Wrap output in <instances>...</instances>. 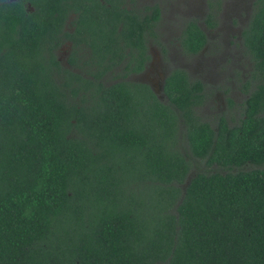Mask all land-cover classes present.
Listing matches in <instances>:
<instances>
[{
  "label": "trees",
  "instance_id": "obj_1",
  "mask_svg": "<svg viewBox=\"0 0 264 264\" xmlns=\"http://www.w3.org/2000/svg\"><path fill=\"white\" fill-rule=\"evenodd\" d=\"M158 20L156 5L118 0H0V264H264V0L240 32L257 83L234 125L200 117L204 86L182 68L163 78L164 100L98 78L110 51L121 74L140 70L148 39L161 46ZM64 39L72 53L88 45L68 62L92 71L59 64ZM206 42L185 20L181 48ZM180 139L226 170L185 182Z\"/></svg>",
  "mask_w": 264,
  "mask_h": 264
},
{
  "label": "rangeland",
  "instance_id": "obj_2",
  "mask_svg": "<svg viewBox=\"0 0 264 264\" xmlns=\"http://www.w3.org/2000/svg\"><path fill=\"white\" fill-rule=\"evenodd\" d=\"M253 0H136L135 4L157 5L159 20L155 25L156 39L164 47L151 39L147 42L151 58L145 78H126L146 83L155 95L164 100L161 92V75L172 67L186 71L189 79L202 82L204 98L196 112L203 120L215 126L217 117L222 116L229 125L237 123L241 115V105L249 91L255 87L253 60L241 42L240 32L246 25ZM210 11L213 25L206 26L203 18ZM195 19L205 33L207 42L197 53H186L178 43L180 29L187 19ZM62 51L61 49L58 51ZM60 54V55H61ZM115 78H105V82ZM180 152L192 161L185 182L196 172H223L226 169L212 165L206 167L202 160L189 158L185 141L179 140ZM254 166H243L249 169ZM235 170V168H232ZM184 184H181L182 187Z\"/></svg>",
  "mask_w": 264,
  "mask_h": 264
},
{
  "label": "flooded vegetation",
  "instance_id": "obj_3",
  "mask_svg": "<svg viewBox=\"0 0 264 264\" xmlns=\"http://www.w3.org/2000/svg\"><path fill=\"white\" fill-rule=\"evenodd\" d=\"M97 1H102V0H97ZM118 1L121 2V3H123V5H125L127 8L129 7V5L133 4L137 9H143V5L137 6L135 4V1L136 0H118ZM65 5L68 7V3L67 2H66ZM152 5H154V4H152ZM156 7L158 8L157 5H156ZM158 10H159V8H158ZM71 17H72V14L69 13L68 16H67V18L68 19H71ZM64 29H66L68 31H72V29L71 28H68L67 25L64 27ZM148 44L146 43V51H145V54H147L148 58H147V60H145L143 62V65H142V67H141L140 70H138V71H128L126 74H121L122 71H123L122 70V67H123L124 63L123 62H120L117 66L111 65V63L113 62V54H112V51H110L109 58L112 57V59L109 60L111 63L108 61V64L110 65V67H109L107 73L102 74L98 78H145L143 76V72L147 69L148 64H149V61H150V58H151L150 50L148 49ZM79 46H82V49L83 50H81V51H78L77 50L78 52L76 51V53H72L71 52V42L68 39H64L61 42L59 48L55 51L56 58H57L59 64L62 67L66 68V69H68L70 71H73V72L82 73V72H85L87 70L92 71V68L91 69H86L87 67H85V68L80 69V68H77V67L72 66L71 63L68 62L69 57L72 58V59H75L76 58V60H77L76 62L79 65V64H81V62H82V60L84 58L89 57V53H90L89 50L90 49H88V45L85 46L84 44H80ZM159 48H160L161 52L164 53V47L162 45L161 46L159 45ZM60 49L62 51V54H61V52L60 53L58 52ZM126 51H128V49H126L125 52ZM82 54H84V55H82ZM131 65L132 64H130V66ZM172 68H174V67H172ZM170 69H168V71H166L165 73H163L161 75V77H160V78H162L161 79V82L163 81V78H165V76L167 75V73L169 72ZM124 73H125V71H124ZM82 75L84 77H87V78H94L93 76L88 75V74H82Z\"/></svg>",
  "mask_w": 264,
  "mask_h": 264
}]
</instances>
